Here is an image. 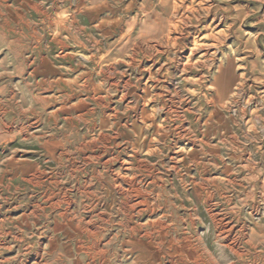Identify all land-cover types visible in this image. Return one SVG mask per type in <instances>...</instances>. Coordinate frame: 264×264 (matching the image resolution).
Returning <instances> with one entry per match:
<instances>
[{
	"label": "rangeland",
	"instance_id": "obj_1",
	"mask_svg": "<svg viewBox=\"0 0 264 264\" xmlns=\"http://www.w3.org/2000/svg\"><path fill=\"white\" fill-rule=\"evenodd\" d=\"M166 263L264 264V0H0V264Z\"/></svg>",
	"mask_w": 264,
	"mask_h": 264
},
{
	"label": "bare ground",
	"instance_id": "obj_2",
	"mask_svg": "<svg viewBox=\"0 0 264 264\" xmlns=\"http://www.w3.org/2000/svg\"><path fill=\"white\" fill-rule=\"evenodd\" d=\"M142 23V22H141ZM153 25V24H152ZM151 25V26H152ZM161 27V26H160ZM144 29V28H143ZM139 30V29H138ZM150 33V32H149ZM152 34V33H151ZM145 35H147V34H145ZM162 35V33L161 34H155L153 37L154 38H159L160 36ZM142 38H144V36L142 35L141 36ZM149 37H151L150 35H149ZM204 51V50H203ZM202 51V52H203ZM206 55V54H205ZM100 102V101H99ZM222 126V125H221ZM138 130H139V128H138ZM136 132V131H135ZM138 141V140H137ZM183 141V140H182ZM184 142V141H183ZM204 142V141H203ZM206 142V141H205ZM190 143V142H189ZM205 144V143H204ZM207 144V143H206ZM134 145V144H133ZM139 145V144H138ZM192 146H193V144H192ZM133 159V158H132ZM137 162H138V160H137ZM192 162V161H191ZM196 164V163H195ZM203 173V172H202ZM204 176H206V175H204ZM190 178V177H189ZM203 178V177H202ZM205 178V177H204ZM124 183V182H123ZM211 184V183H210ZM212 185V184H211ZM207 187V186H206ZM218 190V189H217ZM218 193V192H217ZM209 195V194H208ZM221 196V195H220ZM207 198H209V197H207ZM150 201V200H149ZM203 202V201H202ZM210 202V201H209ZM208 204V203H207ZM134 206V205H133ZM155 206V205H154ZM134 209V208H133ZM145 209V208H144ZM206 209V208H205ZM217 209V208H216ZM208 211V210H207ZM141 212V211H140ZM149 213V212H148ZM208 213V212H207ZM145 214V213H144ZM135 217V216H134ZM210 218H212V217H210ZM216 219V218H215ZM160 220V219H159ZM212 220V219H211ZM221 221V220H220ZM164 222V221H163ZM158 223V222H157ZM161 224V223H160ZM224 226V225H223ZM154 229V228H153ZM160 229V228H159ZM138 230V229H137ZM147 231V230H146ZM156 231V230H155ZM159 231V230H158ZM141 232V231H140ZM149 232V231H148ZM154 232V231H153ZM138 234H139V232L137 233V237H138ZM156 234V233H155ZM140 235V234H139ZM164 235V234H163ZM166 236V235H165ZM159 237V236H158ZM172 238V237H171ZM158 239V238H157ZM124 240V239H123ZM131 240V239H130ZM155 241H156V239H155ZM183 242V241H182ZM161 243V242H160ZM131 246V245H130ZM179 246V245H178ZM180 247V246H179ZM166 248V247H165ZM178 248V247H177ZM183 248H185L184 246H183ZM194 249V248H193ZM161 250V249H160ZM168 250V249H167ZM171 252V251H170ZM180 252V251H179ZM148 253V252H147ZM242 255V254H241ZM178 258V257H177ZM138 259V258H137ZM148 259H149V256H148ZM183 259V258H182ZM187 259V258H186ZM190 259V258H189ZM140 260V259H139ZM216 260V259H215ZM141 261V260H140ZM193 261H195V260H193ZM167 264V263H166ZM204 264V263H203Z\"/></svg>",
	"mask_w": 264,
	"mask_h": 264
}]
</instances>
